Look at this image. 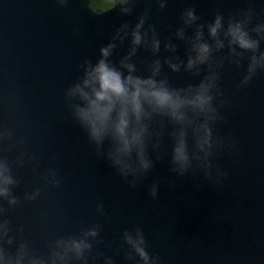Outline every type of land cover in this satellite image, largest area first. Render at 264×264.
<instances>
[{
	"label": "water",
	"instance_id": "water-1",
	"mask_svg": "<svg viewBox=\"0 0 264 264\" xmlns=\"http://www.w3.org/2000/svg\"><path fill=\"white\" fill-rule=\"evenodd\" d=\"M90 2L0 0V129H10L17 141L14 149L0 154L12 161L21 151L33 157L26 158L23 166L13 164L20 180L13 192L20 203L9 206L0 198L7 209L0 219H10L9 235L15 237L12 245L4 246L14 252L23 239L35 254L46 256L49 241L99 224L88 264H104L105 257H111L114 264H130L122 233L139 226L147 251L157 255L160 264H264V71L237 90L247 59L240 68L225 63L220 70V85L229 103L219 109L224 119L214 131L221 136L231 134L236 145L213 159V165L226 172L220 184L206 180L199 170L183 177L170 173L171 141L165 134L162 159L132 188L131 177L124 179L97 156L64 95L83 74L81 62L87 58L95 63L100 46L114 30L125 21L134 25L145 8L150 9L145 27L156 28L161 39L158 55L163 60L170 55L163 42L180 26L185 8H194L199 22H210L217 12L227 18L251 7L252 27L264 21V0H167L164 9L156 0H136L128 15L112 7L97 11ZM174 42L176 54L184 58V42ZM260 47L264 49V41ZM127 49L125 40L111 57L113 63ZM152 58L149 50L138 49V74L147 75L140 61ZM163 71L178 87L198 83L204 75L203 70L197 77L183 70L173 73L166 65ZM3 147L0 143V150ZM150 155L155 161V154ZM49 168L57 170L59 186L45 181ZM156 178L158 194L152 198L148 190ZM35 188L41 190L40 195L25 200L24 193ZM98 203L103 205L102 213Z\"/></svg>",
	"mask_w": 264,
	"mask_h": 264
},
{
	"label": "clouds",
	"instance_id": "clouds-1",
	"mask_svg": "<svg viewBox=\"0 0 264 264\" xmlns=\"http://www.w3.org/2000/svg\"><path fill=\"white\" fill-rule=\"evenodd\" d=\"M59 2L63 4L65 0ZM156 2L160 9L166 7L167 0ZM135 3L136 0H112L111 10L118 8L122 15H128ZM149 12L150 9L145 8L134 25L127 21L121 23L110 40L100 46L95 63L87 58L81 62L83 74L66 88V103L74 121L94 144L97 156L105 158L124 179L131 177L128 184L132 188L162 159L165 134L171 141L170 173L183 177L199 170L206 180L220 184L226 172L214 166L213 159L226 148L236 147L231 134L221 136L214 131L217 122L224 119L219 109L229 103L220 85V70L225 63L240 68L242 60L247 59L237 90L246 87L258 71H264V49L260 47L264 41V21L249 27L254 17V9L249 7L227 18L217 12L210 22H199L201 17L195 9L187 7L180 13V26L163 42V48L170 55L161 60L159 34L152 24L145 27ZM188 29H191L190 35L186 34ZM174 39L184 42V58L176 54L178 45ZM125 40H128L126 54L113 63L111 57ZM140 48L152 53L150 61H140L145 64L147 75L138 74L135 58ZM164 65L173 73L183 70L197 77L203 70L204 75L198 83L178 87L170 83L163 71ZM0 143L4 145L2 153L17 146L8 128L0 129ZM150 152L155 154V161ZM26 158L33 159L26 157L23 151L17 153L15 161L0 154V198L9 206L20 203L13 192L20 184L13 164L23 166ZM44 179L53 187L61 183L55 168H49ZM158 186L159 178H156L148 190L152 198L157 197ZM40 191L35 188L25 192L24 199L33 201ZM97 210L102 213L103 205L98 203ZM6 212L0 204V214ZM100 230L101 225L94 224L81 228L77 235L51 240L46 256L35 254L23 239L12 252L4 246L12 245L15 239L9 235L12 232L10 219L5 217L0 219V264H72L73 261L88 264ZM122 240L128 246L125 258L130 264H160V258L147 251L148 245L139 226L125 229ZM104 264H114L113 259L105 257Z\"/></svg>",
	"mask_w": 264,
	"mask_h": 264
},
{
	"label": "rangeland",
	"instance_id": "rangeland-1",
	"mask_svg": "<svg viewBox=\"0 0 264 264\" xmlns=\"http://www.w3.org/2000/svg\"><path fill=\"white\" fill-rule=\"evenodd\" d=\"M91 6L97 11H103L112 7V0H91Z\"/></svg>",
	"mask_w": 264,
	"mask_h": 264
},
{
	"label": "trees",
	"instance_id": "trees-1",
	"mask_svg": "<svg viewBox=\"0 0 264 264\" xmlns=\"http://www.w3.org/2000/svg\"><path fill=\"white\" fill-rule=\"evenodd\" d=\"M110 7V6H109ZM109 7H107V8H109Z\"/></svg>",
	"mask_w": 264,
	"mask_h": 264
}]
</instances>
